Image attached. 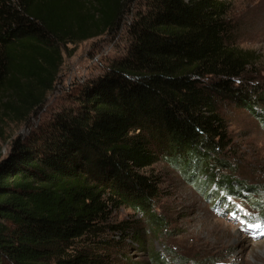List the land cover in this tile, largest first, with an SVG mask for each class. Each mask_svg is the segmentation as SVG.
<instances>
[{
  "label": "trees",
  "instance_id": "1",
  "mask_svg": "<svg viewBox=\"0 0 264 264\" xmlns=\"http://www.w3.org/2000/svg\"><path fill=\"white\" fill-rule=\"evenodd\" d=\"M232 7L233 0H0V139L5 121L27 122L46 102L65 50L116 35L132 16L125 51L0 156V264H114L107 251L115 244L142 246L140 220L114 216L127 207L150 231L165 226L155 210L161 178L151 170L159 161L217 205L264 192L236 179L226 154V106L264 124L263 87L244 79L259 53L236 42ZM154 257L162 264L163 254Z\"/></svg>",
  "mask_w": 264,
  "mask_h": 264
},
{
  "label": "rangeland",
  "instance_id": "2",
  "mask_svg": "<svg viewBox=\"0 0 264 264\" xmlns=\"http://www.w3.org/2000/svg\"><path fill=\"white\" fill-rule=\"evenodd\" d=\"M131 18L130 13L126 15L116 35L106 34L65 50L61 75L46 102L27 122H4L0 156L7 154L14 138L31 133L78 92L80 83L102 72L108 61L125 51V29ZM230 21L236 42L259 53L257 64L244 79L264 90V0H233ZM262 110L264 101L258 112ZM225 112L232 140L226 154L233 175L264 189V124L247 109L228 105ZM151 170L161 178L162 196L155 210L166 224L150 231L140 212L120 208L115 219L140 220L145 241L142 246L117 243L109 248L107 252L115 255L111 258L114 264H155L153 257L161 254L162 264H264V192L257 196L248 191L254 197L231 196L217 205L170 164L159 161ZM256 223L261 228L248 227Z\"/></svg>",
  "mask_w": 264,
  "mask_h": 264
},
{
  "label": "snow or ice",
  "instance_id": "3",
  "mask_svg": "<svg viewBox=\"0 0 264 264\" xmlns=\"http://www.w3.org/2000/svg\"><path fill=\"white\" fill-rule=\"evenodd\" d=\"M248 227H249V228H256V229H259V228H261V224H259V223H256V224H250V225H248Z\"/></svg>",
  "mask_w": 264,
  "mask_h": 264
}]
</instances>
